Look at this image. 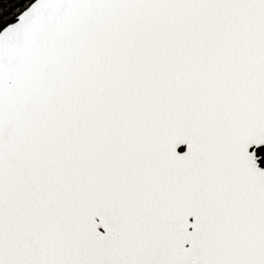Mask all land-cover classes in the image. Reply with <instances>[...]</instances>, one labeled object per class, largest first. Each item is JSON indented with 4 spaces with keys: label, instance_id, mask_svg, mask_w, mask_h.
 I'll use <instances>...</instances> for the list:
<instances>
[{
    "label": "snow or ice",
    "instance_id": "1",
    "mask_svg": "<svg viewBox=\"0 0 264 264\" xmlns=\"http://www.w3.org/2000/svg\"><path fill=\"white\" fill-rule=\"evenodd\" d=\"M0 264H264V0H0Z\"/></svg>",
    "mask_w": 264,
    "mask_h": 264
}]
</instances>
